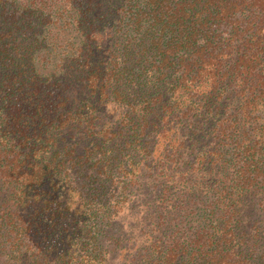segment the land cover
Segmentation results:
<instances>
[{"label": "trees", "instance_id": "trees-1", "mask_svg": "<svg viewBox=\"0 0 264 264\" xmlns=\"http://www.w3.org/2000/svg\"><path fill=\"white\" fill-rule=\"evenodd\" d=\"M0 264H264V0H0Z\"/></svg>", "mask_w": 264, "mask_h": 264}]
</instances>
